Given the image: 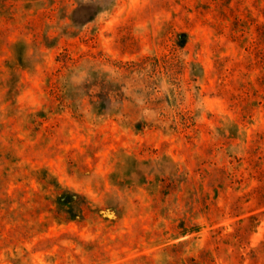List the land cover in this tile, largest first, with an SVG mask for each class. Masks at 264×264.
<instances>
[{
  "label": "rangeland",
  "instance_id": "rangeland-1",
  "mask_svg": "<svg viewBox=\"0 0 264 264\" xmlns=\"http://www.w3.org/2000/svg\"><path fill=\"white\" fill-rule=\"evenodd\" d=\"M0 264H264V0H0Z\"/></svg>",
  "mask_w": 264,
  "mask_h": 264
}]
</instances>
